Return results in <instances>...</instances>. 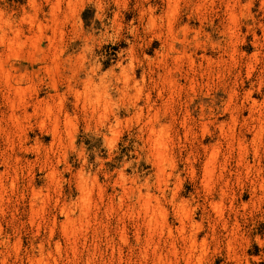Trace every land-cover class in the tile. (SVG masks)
I'll list each match as a JSON object with an SVG mask.
<instances>
[{
    "label": "rangeland",
    "instance_id": "obj_1",
    "mask_svg": "<svg viewBox=\"0 0 264 264\" xmlns=\"http://www.w3.org/2000/svg\"><path fill=\"white\" fill-rule=\"evenodd\" d=\"M172 43L186 54L172 53ZM0 65L15 74L29 67L24 94L36 97L37 91L55 116L53 78L64 90L67 79L92 77V68L115 70L120 87L122 67L129 76L111 101L98 96L97 79L78 88L80 101L70 94L68 121L60 122L56 142L32 120L28 152L5 140L16 128L0 113V173L6 169L9 188L0 196V264H85L88 257L93 264H154L153 248L169 249L160 213L178 226L174 208L182 204L201 226L199 240H207L204 264H236L226 244L233 225L244 236L235 244L237 255L264 264V0H0ZM46 66L57 69L50 74ZM4 91L0 85V112H9ZM248 91L258 104L253 117L249 105L241 107ZM256 125L263 132L255 141ZM212 150L216 159L207 174ZM15 154L22 161L16 163ZM54 169L55 184L47 177ZM78 176L89 190L86 201ZM12 179L17 189L10 188ZM34 190L42 195L29 204ZM214 202L223 217L212 210ZM145 207L158 219L151 223ZM54 216L58 228L51 238ZM66 217L76 231L70 238L61 227ZM176 242L183 253L182 241ZM70 244L79 249L77 258ZM169 256L184 264L181 254Z\"/></svg>",
    "mask_w": 264,
    "mask_h": 264
},
{
    "label": "bare ground",
    "instance_id": "obj_2",
    "mask_svg": "<svg viewBox=\"0 0 264 264\" xmlns=\"http://www.w3.org/2000/svg\"><path fill=\"white\" fill-rule=\"evenodd\" d=\"M145 15H147V10H145V9H143V13H142V16H145ZM149 23H151V22H153V16H152V13L150 12V10H149ZM174 25L172 24V23H170V25H169V30H170V32L169 33H173V30H174V27H173ZM2 30V29H1ZM174 35L172 34L171 35V37H172V39H174V37H173ZM175 40V39H174ZM198 46V45H197ZM186 49V47H178L177 46V44L175 43H172V44H170V51L172 52V53H175L176 55H178V56H182V55H185L186 53H185V51H180V49ZM63 50V49H62ZM56 51V50H55ZM175 55V56H176ZM64 56V52H62V51H60V52H56L55 54H54V58L56 59V62H54L55 63V66H57L59 63H61V61H62V57ZM53 57H52V59H53ZM177 57V56H176ZM51 58V57H50ZM51 59V60H52ZM55 59H54V61H55ZM174 59H175V57H174ZM177 60L179 59H181V57H178V58H176ZM189 66H190V68L191 69H195V67H196V62H195V59L192 57V56H190V58H189ZM60 65V64H59ZM55 66H54V68H55ZM122 66V65H121ZM124 66V65H123ZM60 67V66H59ZM44 68V67H43ZM54 68H53V66H52V68L51 67H49V66H46L45 67V69L47 70V72L48 73H50V74H53L54 73ZM126 67H122V70H123V78H122V80H124V81H122L123 82V85L124 86H122V87H120L119 86V77H118V75L116 74V71L115 70H110V71H108V72H106V73H100V71L99 72H97L94 68H92L91 69V71L93 72V76L92 77H87L86 79H85V81L84 80H82V79H76V78H70V79H67L66 80V84H65V88H64V90H61V87L58 85V82L56 81V80H54V78L51 80V82H52V85H51V88H52V92H53V95L51 96V98H53L54 99V101H56V103L55 104H57V101L59 102V105H57V106H59V107H57L55 104H52V107H53V105H55L57 108H59V115H57V116H55L56 115V113H55V115H53L52 114V111H51V109L49 108L50 107V105L49 104H51V103H49L45 98H39V96L37 95L38 93H37V91H35V93H36V97H33L32 95H29V97H27L25 94H24V92H23V89H22V87H21V85L24 83V81L25 80H27V78L29 77V74H30V71H29V67H25L24 69V71L25 72H22V71H19V73L18 74H15V73H13L12 72V70H6L5 68H4V66H1L0 65V85H1V88H4L5 89V91H4V93L5 92H7V94H6V98H5V100L7 101V103L5 104V107H7V110L9 111V112H5V111H2V112H0L1 114H2V116L5 118V117H7V120H9V121H12V123H13V125H14V128H16V132L13 134V135H15V137H12L11 136V138H9L8 137V135L6 136L7 137V139H5V140H7L10 144H11V146L12 147H15L16 145H18L19 146V148H20V150H24V151H26V152H28L29 151V148H30V146L28 147L27 146V143H28V140H29V138H28V136H27V133H26V130L28 129V128H32L33 127V125H32V123H33V121L35 120V125H38V127H39V129H40V131H41V133H40V131H39V133L40 134H42V133H46V134H52V136H53V140L51 141V142H56V139L59 137V135H60V132L61 131H59V125H60V122L61 121H63V123H64V121H65V123H66V120H67V113H69V112H67V108H66V106H67V104H66V102H68V97H69V95L70 94H73L72 96H74V99H76V101L78 102V101H80L79 100V96H80V93H79V91L80 90H78V88L80 87V86H84L85 88H87L86 86L88 85V83L89 82H93L94 80H96L97 79V85L95 86V88H97L96 90H99L98 92L100 93V95L98 94V96H100V98L102 97L103 98V100H110L111 101V98H112V95L114 94V93H118L119 91H121V90H124L125 88H127V85H128V83H129V76L126 74V69H125ZM42 69V68H41ZM44 69V70H45ZM57 68H55V70H56ZM121 69V68H120ZM31 70L33 71L34 70V67L33 66H31ZM53 76V75H52ZM122 76V75H121ZM54 77V76H53ZM62 84V83H61ZM99 88V89H98ZM79 89H81V88H79ZM127 91V90H126ZM122 93H125V91H122ZM10 94H13V96H15L16 98H12V97H10L11 95ZM2 95H5V94H2ZM81 97V96H80ZM4 98V97H3ZM18 98V99H17ZM52 100V99H51ZM53 101V100H52ZM53 103V102H52ZM101 104V103H100ZM105 104H108L107 103V101L105 102ZM245 104H247V105H249V108H247V110L249 109V111H250V113H251V117H253V111H255V110H253V109H256V106H258V104H257V101H255L253 98H252V92L251 91H248L247 92V94H246V98H245V102L243 103V105L241 106V107H243V108H245ZM7 105V106H6ZM54 106V107H55ZM95 106V105H94ZM98 107H100V106H98ZM102 107H103V105H102ZM105 108H106V106H105ZM104 107L102 108L103 110L105 109ZM6 109V108H5ZM107 109V108H106ZM260 109V108H259ZM101 110V109H100ZM242 110V109H241ZM92 112H93V110H92ZM262 112V111H261ZM255 114H256V112H255ZM258 114H259V112H258ZM68 117H69V115H68ZM255 117V116H254ZM258 118H259V116H258ZM260 120H261V118H259ZM33 120V121H32ZM258 119H256V121H257ZM68 121V120H67ZM261 122V121H260ZM11 123V124H12ZM47 123H49L50 125V127L51 128H47L48 126H47ZM254 123V122H253ZM256 124V123H255ZM258 125V124H257ZM256 125V127H254L257 131H256V133H255V135H254V140L256 141L257 139H259V138H261V136H262V132H263V130H262V127H261V125H262V123H261V125L260 126H257ZM250 126V125H249ZM255 126V125H254ZM12 127V126H11ZM112 127V125L110 126V128ZM250 128V127H249ZM253 128V127H252ZM11 129V128H10ZM13 129V128H12ZM220 129H222V128H220ZM9 130V129H8ZM204 130L205 131H207L206 130V128H204ZM251 130V129H250ZM4 131H7V130H4ZM13 131V130H12ZM8 132V131H7ZM5 133V132H4ZM9 133V132H8ZM12 135V134H11ZM16 137H17V139H16ZM61 137V136H60ZM35 141V140H34ZM58 141H59V139H58ZM242 141H245L244 140V138L238 143L240 146H242L243 144L241 143ZM159 143V142H158ZM160 143H162V142H160ZM159 143V144H160ZM30 144V143H29ZM53 143H51L50 144V146L52 145ZM35 145H38V141H37V143L35 144ZM161 145H163V144H161ZM161 145H160V147H161ZM33 146V145H32ZM31 146V147H32ZM39 146V145H38ZM42 146V145H41ZM40 147V146H39ZM52 147V146H51ZM163 147V146H162ZM161 147V148H162ZM9 148H11V147H9ZM16 148V147H15ZM32 148H34L35 150H36V152L38 153V155H39V152H40V150H38L36 147H32ZM205 149V148H204ZM207 149V148H206ZM205 149V150H206ZM209 149V148H208ZM18 151V150H17ZM31 151V150H30ZM19 152V151H18ZM32 152V151H31ZM34 152V151H33ZM36 152H35V154H36ZM20 153V152H19ZM159 153L161 154V152L159 151ZM216 151H214V150H212L211 151V153L208 155V160H207V163H206V165L207 166H205V171H207V174H209V172H208V167H209V164L211 163V161L214 159H216L215 157H216ZM23 155V154H22ZM42 155V154H41ZM8 156V155H7ZM9 156H11V155H9ZM15 161H16V163H18V162H20V161H22V158L21 157H19L17 154H15ZM14 157V156H13ZM37 157V156H36ZM42 157V156H41ZM49 158V157H48ZM11 159V158H10ZM24 159H26V156H25V158ZM43 160V159H42ZM46 160V159H45ZM213 160V161H214ZM7 160H5V162H6ZM25 161V160H24ZM8 162H10V161H8ZM13 162V161H12ZM27 162V161H26ZM41 162V161H40ZM3 163H4V159H3ZM15 163V164H16ZM5 164H7V163H5ZM9 164V163H8ZM28 164H29V162H28ZM45 165V164H44ZM5 166V165H4ZM7 166V165H6ZM9 166V165H8ZM12 166V165H11ZM11 166H9L10 168H11ZM15 166V165H14ZM29 166V165H28ZM50 166V165H49ZM48 166V167H49ZM16 167V166H15ZM43 167V166H42ZM46 167V166H45ZM52 167H54L53 165H52ZM51 167V168H52ZM56 167V166H55ZM54 167V168H55ZM6 168V167H5ZM9 168H7V170H8ZM13 169H15V168H13ZM57 169V168H56ZM56 169H54V170H50L47 174H48V178L51 180V182H53V184H55L54 182H56L57 181V178H56V173H55V170ZM5 171H6V169H5ZM4 171V172H5ZM3 172V173H4ZM9 173H11L10 171H8ZM3 173H0V196H3V194H5V193H7V189H9V188H7V185L4 183V181H3ZM9 173H8V175H9ZM15 173H17V172H15ZM11 175V174H10ZM9 175V176H10ZM14 174H12V176H13ZM17 175V174H16ZM7 176V175H6ZM5 176V177H6ZM12 176H10V177H12ZM17 177V176H16ZM78 178H79V181H78V185H79V187H80V190H81V192H82V194H83V198H84V200L86 201V198L88 197V194H87V192H89V190H88V187H87V184H86V181L84 180V177H82V176H78ZM9 180H11L10 178H9ZM8 180V181H9ZM15 180H16V178H15ZM14 179H12V181L10 182V184H9V186H10V188L12 189V190H14L15 188L17 189V187H16V181H15ZM78 180V179H77ZM7 181V182H8ZM57 183H58V181H57ZM35 189V188H34ZM33 191V190H32ZM41 191V190H40ZM33 194H32V198H31V200L29 201V204H30V202H31V204H32V202H35L38 198H40L41 197V195H42V193L41 192H35V190H34V192H32ZM0 199H1V197H0ZM2 200V199H1ZM84 201V202H85ZM88 201V200H87ZM121 203V202H120ZM120 203H117V204H120ZM182 203V202H181ZM87 204V203H86ZM85 204V206H88V204L86 205ZM175 204V203H174ZM90 205V204H89ZM122 205H123V203H122ZM212 205V210H214V213L216 214V215H218L219 217H223V215H224V213H223V209H222V205H221V203H216V202H214V203H212L211 204ZM31 206V205H30ZM83 206H84V204H83ZM85 206H84V210H83V213L85 212V213H87V208H85ZM184 205L182 204V205H176V209L174 208V210H175V216H178L179 217V220H177V218L175 219V220H177L178 221V226H174V225H172L171 226V224L169 223L168 224V222H167V216H166V214H165V212H161L160 213V217L162 218V221L160 222L161 223V225H160V228H162V229H166V234H167V239L166 240H168V243L169 244H167V245H169V249L167 248V246H166V249L165 250H167L166 251V254H163L164 252V250H163V248H160L159 247V245L157 244L156 246H155V248H153L154 250H153V252H154V255H155V258L156 259H154V264H174L173 262H171L172 260H166V258H168V256L169 255H173L174 257H178L179 256V254H181V256H180V259H183L184 261V264H204V259H205V256H206V247H208L207 246V240L206 239H201V241L199 240L200 238H199V235H198V229H201V228H199V226H197L196 224H195V222H193V221H191V219L192 218H190L191 216L189 215V212H188V209H186L185 208V206L183 207ZM65 207V206H64ZM32 208V207H31ZM143 208H144V206H143ZM83 209V208H82ZM89 209V208H88ZM145 209H146V207H145ZM62 210H64V211H68L69 210V208H62ZM147 215H148V213L150 214L151 212H153V211H151L148 207H147ZM79 211H82V210H79ZM164 211V210H163ZM69 212V211H68ZM124 212V211H123ZM128 212V211H127ZM143 212V211H142ZM155 212V211H154ZM126 213V212H125ZM130 213H131V211H130ZM130 213H129V215H130ZM144 213V212H143ZM145 213H146V211H145ZM80 214V213H79ZM82 214V213H81ZM89 214V213H88ZM122 214V213H121ZM127 214V213H126ZM134 214V213H133ZM133 214H131V215H133ZM66 215H67V213H66ZM128 215V216H129ZM151 215H152V217H151ZM151 215H150V218H151V220L149 219V221L151 222L152 220H153V222H154V220H157L158 219V217H157V215H158V213H157V215H156V213H151ZM83 216L81 215V218H82ZM68 217H66V222H62L61 223V227H62V231H63V234L65 235V237H67V238H70L71 237V235H73L74 233H76V231L74 230V231H71V229H69V227L71 226H69L68 227V224L69 223H71V218L70 219H67ZM89 217H87V219H88ZM123 218V217H122ZM149 218V217H148ZM225 219V218H224ZM146 220H147V218H146ZM86 221V220H85ZM89 221V220H88ZM87 221V224L89 223ZM31 222H32V220H31ZM51 222V221H50ZM152 223V222H151ZM155 223H157L156 221H155ZM159 223V224H160ZM148 224V223H147ZM146 224V225H147ZM158 224V225H159ZM230 223L226 220H224L223 221V226H224V228L225 229H227L228 228V225H229ZM51 225V224H50ZM89 225V224H88ZM151 225V224H150ZM149 226V224L147 225V227ZM162 226V227H161ZM49 227V226H48ZM56 227H57V219H56V217L54 216V220L52 221V226L51 227H49L50 229V231H48V232H50V237L51 238H53V236L55 235V231H56ZM60 227V228H61ZM72 227V226H71ZM84 227V226H83ZM155 227V226H154ZM159 227V226H158ZM201 227V226H200ZM236 227H238V226H236ZM58 228V227H57ZM151 228H153L152 226H151ZM160 228H158L159 230H161ZM239 228V227H238ZM148 229H149V227H148ZM157 230V227H156V229H155V231ZM164 230H162V232L164 231ZM124 231V230H123ZM152 231H154V229L152 230ZM177 233V235H175V232ZM149 232V231H148ZM158 232V231H157ZM160 232V231H159ZM240 232V231H239ZM79 233V232H78ZM123 233V232H122ZM139 233V232H138ZM86 234V233H85ZM64 235H63V237H64ZM88 235V234H87ZM125 233H123V237H121V239L122 238H124V239H126V237H125ZM150 235V234H149ZM155 235H157V234H155ZM79 236V235H78ZM151 236V235H150ZM158 236V235H157ZM160 236V235H159ZM83 237H84V235H83ZM153 237V236H152ZM166 237V236H165ZM164 237V238H165ZM73 238V237H72ZM161 238V237H160ZM74 239H76V237L74 238ZM85 239V238H84ZM139 239V238H138ZM148 239V238H147ZM152 239V238H151ZM150 239V240H151ZM78 239H76V241H77ZM142 240V239H141ZM156 240V239H155ZM160 240V239H159ZM158 240V238H157V241H159ZM182 241L181 243V246H183L184 245V251H183V253H179V251H178V247H177V242L176 241ZM243 241L244 240V236H242V235H240L239 233H238V230L235 228V225H233L231 228H230V230H229V238H228V242L226 241V244L228 243V246H227V249L228 250H231L230 252H232V254H233V257H234V259H235V261H236V264H252L251 262H250V260H249V258L248 257H243V256H238L237 255V253H236V251H235V244L238 242V241ZM70 241H72V240H70ZM76 241H74V242H76ZM122 241H123V239H122ZM136 241H138L137 239H136ZM165 241V240H164ZM67 242H68V240H67ZM73 242V241H72ZM125 242V244L127 245V241L125 240L124 241ZM149 242V241H148ZM160 242V241H159ZM40 243V242H39ZM54 243H56L55 244V246H56V248H60V246H61V242L58 240L57 242H54ZM34 244V243H33ZM46 244H48V243H46ZM72 244V243H71ZM70 244V245H71ZM76 244V243H75ZM40 245V244H39ZM41 245H42V242H41ZM49 245V244H48ZM74 245V244H73ZM73 245H71V246H73ZM152 245H154V242H153V244ZM47 246V245H46ZM70 246V247H71ZM42 247V246H41ZM77 246H75L74 245V247L72 248V256L74 257V258H77L76 256H78L77 254H78V252H77V250H79V249H77L76 248ZM140 247V246H139ZM38 248H40V246L38 247ZM48 248V247H47ZM51 248V247H50ZM68 248V247H67ZM146 249H148V248H146ZM208 249V248H207ZM40 250V249H39ZM41 251H43V250H41ZM48 251V253H50V251L49 250H47ZM46 252V251H45ZM44 252V253H45ZM80 252V251H79ZM43 253V252H42ZM145 253V252H144ZM147 253H148V251H147ZM114 254V253H113ZM112 254V255H113ZM143 254V253H142ZM90 255H91V253H90ZM89 255V256H90ZM94 255V254H93ZM146 255V254H145ZM245 256H247V255H245ZM91 257V256H90ZM170 257V256H169ZM34 258H35V256H34ZM33 258V259H34ZM94 258V257H93ZM154 258V257H153ZM32 259V260H33ZM92 258H90L89 259V257H88V259H87V262L85 263V264H93L91 261ZM264 259V258H263ZM94 260V259H93ZM255 261H256V263L257 262H259L260 261V259L258 260V259H255ZM32 261H30V263L29 264H32L31 263ZM85 262V261H84ZM175 262V261H174ZM179 263V262H178Z\"/></svg>",
    "mask_w": 264,
    "mask_h": 264
}]
</instances>
